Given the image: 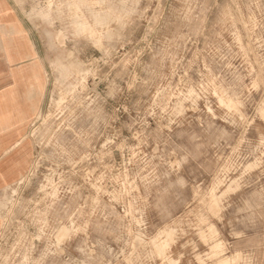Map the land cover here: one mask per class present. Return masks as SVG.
I'll return each mask as SVG.
<instances>
[{"label":"rangeland","instance_id":"1","mask_svg":"<svg viewBox=\"0 0 264 264\" xmlns=\"http://www.w3.org/2000/svg\"><path fill=\"white\" fill-rule=\"evenodd\" d=\"M16 1L47 90L0 264H264V0Z\"/></svg>","mask_w":264,"mask_h":264},{"label":"crops","instance_id":"2","mask_svg":"<svg viewBox=\"0 0 264 264\" xmlns=\"http://www.w3.org/2000/svg\"><path fill=\"white\" fill-rule=\"evenodd\" d=\"M47 33L16 0H0V198L29 172V132L45 106Z\"/></svg>","mask_w":264,"mask_h":264},{"label":"bare ground","instance_id":"3","mask_svg":"<svg viewBox=\"0 0 264 264\" xmlns=\"http://www.w3.org/2000/svg\"><path fill=\"white\" fill-rule=\"evenodd\" d=\"M232 106V105H231ZM213 193H215L214 192V190H213ZM215 195V194H214ZM214 198V197H213ZM210 199H212V198H210ZM216 199H217V197H216ZM214 200V199H213ZM215 202V201H214ZM217 202H218V200H217ZM213 204H215V203H213ZM168 233V232H167ZM168 235V234H167ZM165 240H167V238L165 239ZM162 242V241H161ZM160 244V243H159ZM160 247H162V246H160ZM166 247V246H165ZM216 247V246H215ZM214 247V248H215ZM158 248V247H157ZM164 248V247H163ZM160 249V251H161V249L162 248H159ZM165 251V250H164ZM156 252H158V250L156 251ZM163 252V251H162ZM158 254H161V252H159ZM214 254V253H213ZM216 254V253H215ZM162 255V254H161ZM217 255H215V256H213V258H215ZM218 257V256H217ZM205 264V263H204ZM217 264H218V262H217ZM221 264V263H220ZM222 264H225V262H223Z\"/></svg>","mask_w":264,"mask_h":264}]
</instances>
